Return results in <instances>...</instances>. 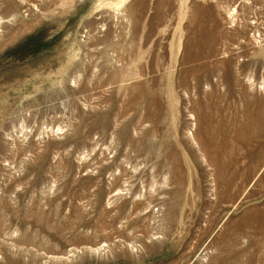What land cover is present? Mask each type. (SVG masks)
<instances>
[{
	"label": "rangeland",
	"instance_id": "1",
	"mask_svg": "<svg viewBox=\"0 0 264 264\" xmlns=\"http://www.w3.org/2000/svg\"><path fill=\"white\" fill-rule=\"evenodd\" d=\"M0 264H264V0H0Z\"/></svg>",
	"mask_w": 264,
	"mask_h": 264
}]
</instances>
